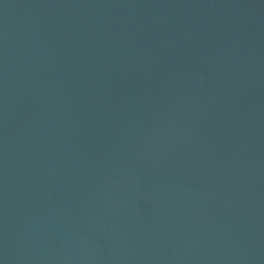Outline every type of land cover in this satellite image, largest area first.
Segmentation results:
<instances>
[{"label": "water", "instance_id": "95a60500", "mask_svg": "<svg viewBox=\"0 0 264 264\" xmlns=\"http://www.w3.org/2000/svg\"><path fill=\"white\" fill-rule=\"evenodd\" d=\"M0 264H264V0H0Z\"/></svg>", "mask_w": 264, "mask_h": 264}]
</instances>
